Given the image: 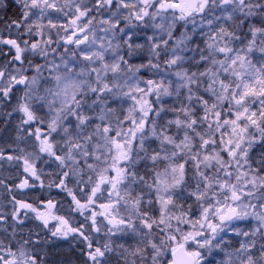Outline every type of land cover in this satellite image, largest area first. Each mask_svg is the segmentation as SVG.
I'll return each instance as SVG.
<instances>
[{
    "label": "snow or ice",
    "instance_id": "snow-or-ice-1",
    "mask_svg": "<svg viewBox=\"0 0 264 264\" xmlns=\"http://www.w3.org/2000/svg\"><path fill=\"white\" fill-rule=\"evenodd\" d=\"M0 264H264V0H0Z\"/></svg>",
    "mask_w": 264,
    "mask_h": 264
}]
</instances>
